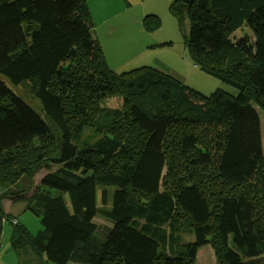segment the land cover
I'll list each match as a JSON object with an SVG mask.
<instances>
[{
    "label": "trees",
    "instance_id": "1",
    "mask_svg": "<svg viewBox=\"0 0 264 264\" xmlns=\"http://www.w3.org/2000/svg\"><path fill=\"white\" fill-rule=\"evenodd\" d=\"M169 11L187 19L192 64L236 96H203L152 67L108 70L87 0H0V75L28 83L44 116L0 98V245L8 222L18 264H143L137 234L156 244L148 264H195L204 246L217 264H264V0ZM243 25L251 36L233 40ZM113 96L120 107L103 104Z\"/></svg>",
    "mask_w": 264,
    "mask_h": 264
},
{
    "label": "rangeland",
    "instance_id": "2",
    "mask_svg": "<svg viewBox=\"0 0 264 264\" xmlns=\"http://www.w3.org/2000/svg\"><path fill=\"white\" fill-rule=\"evenodd\" d=\"M175 0H87V6L92 22L91 33L98 41L108 70L120 74L140 67H152L172 77H178L186 86L203 96H209L217 89L231 96L237 95V90L218 79L196 68L185 48V37L188 33L186 17L181 24L169 11ZM182 1V0H181ZM155 20L158 26L148 29L144 21ZM148 24V23H147ZM150 25V24H149ZM251 36L250 30L242 26L231 36L233 40ZM24 43L22 33L12 39L11 44L17 49ZM177 79V78H176ZM29 84L12 85L7 78L0 75V98L7 100L17 109H30L43 118L38 100L28 93ZM105 106L120 107L118 96L104 100ZM258 111L262 150L264 155V120ZM45 169L38 171L34 177V185L38 183ZM24 203L17 201L10 206V201L3 202V208L9 211L18 224L23 225L31 235L41 230L39 219L29 211H24ZM99 232L108 227L109 223L99 216L95 217ZM12 225L2 223L0 264H18L16 255L10 248ZM192 238V237H191ZM139 261L148 264L155 254L156 244L140 234H137ZM73 264V263H70ZM195 264H217L212 249L204 246L198 249Z\"/></svg>",
    "mask_w": 264,
    "mask_h": 264
},
{
    "label": "water",
    "instance_id": "3",
    "mask_svg": "<svg viewBox=\"0 0 264 264\" xmlns=\"http://www.w3.org/2000/svg\"><path fill=\"white\" fill-rule=\"evenodd\" d=\"M182 2H183L184 4L190 5L191 2H192V0H182Z\"/></svg>",
    "mask_w": 264,
    "mask_h": 264
},
{
    "label": "crops",
    "instance_id": "4",
    "mask_svg": "<svg viewBox=\"0 0 264 264\" xmlns=\"http://www.w3.org/2000/svg\"><path fill=\"white\" fill-rule=\"evenodd\" d=\"M169 75H171V74H169ZM178 80H180L181 82H183L181 79H179L178 77H176ZM184 83V82H183Z\"/></svg>",
    "mask_w": 264,
    "mask_h": 264
}]
</instances>
